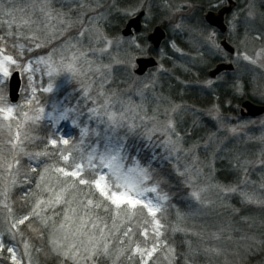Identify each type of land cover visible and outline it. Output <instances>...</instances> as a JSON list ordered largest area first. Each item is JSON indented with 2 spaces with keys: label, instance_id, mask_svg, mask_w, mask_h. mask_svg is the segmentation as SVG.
Listing matches in <instances>:
<instances>
[{
  "label": "clouds",
  "instance_id": "9594fccd",
  "mask_svg": "<svg viewBox=\"0 0 264 264\" xmlns=\"http://www.w3.org/2000/svg\"><path fill=\"white\" fill-rule=\"evenodd\" d=\"M0 62V264H264V0H0Z\"/></svg>",
  "mask_w": 264,
  "mask_h": 264
},
{
  "label": "snow or ice",
  "instance_id": "6c2138e0",
  "mask_svg": "<svg viewBox=\"0 0 264 264\" xmlns=\"http://www.w3.org/2000/svg\"><path fill=\"white\" fill-rule=\"evenodd\" d=\"M8 59H11V58H8ZM7 71H8L7 68H6V67H3V66H2V62H0V72H3V73L6 74ZM114 199H115V201H116L117 203H121V202H123L125 199L129 200L130 203H132L133 205L139 203L138 201L132 200L130 197L121 196V195H116V196L114 197ZM154 250H155V249H153V251H154ZM137 251H140V249H137ZM149 255H151V252H149Z\"/></svg>",
  "mask_w": 264,
  "mask_h": 264
}]
</instances>
